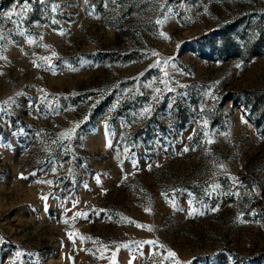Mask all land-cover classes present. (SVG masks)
I'll list each match as a JSON object with an SVG mask.
<instances>
[{"label": "rangeland", "instance_id": "374dc122", "mask_svg": "<svg viewBox=\"0 0 264 264\" xmlns=\"http://www.w3.org/2000/svg\"><path fill=\"white\" fill-rule=\"evenodd\" d=\"M130 260L264 264V0H0V264Z\"/></svg>", "mask_w": 264, "mask_h": 264}, {"label": "snow or ice", "instance_id": "6c2138e0", "mask_svg": "<svg viewBox=\"0 0 264 264\" xmlns=\"http://www.w3.org/2000/svg\"><path fill=\"white\" fill-rule=\"evenodd\" d=\"M53 10H55V8L53 9ZM157 23L159 24V23H162V21H157ZM161 35H164V34H161ZM30 43L32 42V41H29ZM153 55H156V53L155 52H153ZM165 63H167V61H165ZM37 66H39V65H37ZM237 67H240V65H237ZM157 91H159V90H157ZM145 111H148V109H145ZM206 123V122H205ZM69 131H71V130H69ZM62 135H67V133H65V134H62ZM185 151H187V149H185ZM222 167V166H221ZM49 183H50V181H49ZM45 199H46V197H45ZM173 206H175V205H173ZM146 210H148V209H146ZM213 211H215V209H213ZM195 213V209H193L190 213H189V215H192V214H194ZM78 215H79V213H78ZM86 215V214H85ZM138 226H141V225H138ZM142 227V226H141ZM149 230H151V229H149ZM148 243H153L152 241H149ZM125 247H127V245H125ZM17 255H19V253L17 254ZM168 255L170 256V257H174L176 254L174 253V252H169L168 253ZM133 260L135 259V257H133L132 258ZM129 264H131V260L129 261Z\"/></svg>", "mask_w": 264, "mask_h": 264}]
</instances>
